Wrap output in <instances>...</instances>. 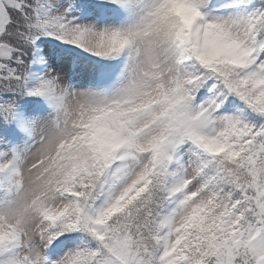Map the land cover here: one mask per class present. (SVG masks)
I'll list each match as a JSON object with an SVG mask.
<instances>
[{"label":"snow or ice","instance_id":"obj_1","mask_svg":"<svg viewBox=\"0 0 264 264\" xmlns=\"http://www.w3.org/2000/svg\"><path fill=\"white\" fill-rule=\"evenodd\" d=\"M0 264H264V0H0Z\"/></svg>","mask_w":264,"mask_h":264}]
</instances>
